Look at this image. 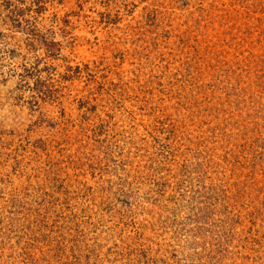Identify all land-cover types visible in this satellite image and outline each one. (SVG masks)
<instances>
[{"label": "rangeland", "instance_id": "obj_1", "mask_svg": "<svg viewBox=\"0 0 264 264\" xmlns=\"http://www.w3.org/2000/svg\"><path fill=\"white\" fill-rule=\"evenodd\" d=\"M0 264H264V0H0Z\"/></svg>", "mask_w": 264, "mask_h": 264}]
</instances>
